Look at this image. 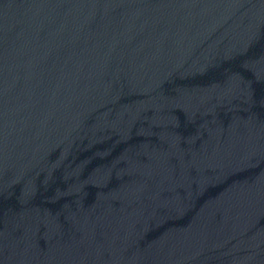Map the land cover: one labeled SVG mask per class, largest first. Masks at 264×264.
I'll return each instance as SVG.
<instances>
[{
	"label": "water",
	"instance_id": "obj_1",
	"mask_svg": "<svg viewBox=\"0 0 264 264\" xmlns=\"http://www.w3.org/2000/svg\"><path fill=\"white\" fill-rule=\"evenodd\" d=\"M0 264H264V0H0Z\"/></svg>",
	"mask_w": 264,
	"mask_h": 264
}]
</instances>
